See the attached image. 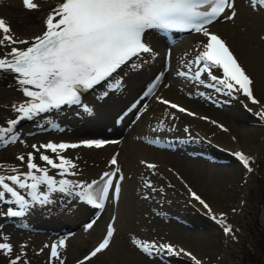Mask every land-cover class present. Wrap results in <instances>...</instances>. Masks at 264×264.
I'll return each mask as SVG.
<instances>
[{
    "label": "bare ground",
    "instance_id": "obj_1",
    "mask_svg": "<svg viewBox=\"0 0 264 264\" xmlns=\"http://www.w3.org/2000/svg\"><path fill=\"white\" fill-rule=\"evenodd\" d=\"M36 2L41 4L40 10H26L22 0H3L0 5V16L6 18L17 37L31 39L40 34L48 10L59 0ZM236 5L238 15L234 21L218 20L209 30L221 33L235 51L250 73L253 94L261 105H253L241 93L228 96L206 87L201 92L202 85L176 74L202 47V42H206L202 34L187 32L168 42L156 31H149L145 38L160 55L138 71L126 69L124 87L120 91L104 99L97 98L101 89L87 93L83 99L93 108L92 114L76 106L41 114L37 119L21 121L18 125L24 143L0 146V164L6 166L0 169V174H10L7 166H19L21 162L17 156L34 151L33 144L65 138L78 143L91 138L93 132L118 130L120 133L116 143H107L101 148L81 146L63 153L79 165L80 175L68 178L88 181L109 168L108 162L118 154L117 161L125 176L119 200L107 204L99 217L93 219L96 223L91 229L85 227L93 221L87 216L90 213L86 203L63 197V194H54L56 203L37 206L20 219L32 225V229L0 216V225H3L0 232L10 237L16 254L19 246L26 243V260L31 264H48L45 245H50L68 227L71 233L60 253L66 257L65 264H72L81 260L88 248L94 247L115 216L116 232L110 247L86 264H161L159 258H150L133 245V237L171 242L192 252L204 264H264V121L254 115L264 106V14L253 12L249 0H236ZM144 59L150 58L145 56ZM161 71L164 76L158 88L144 101L138 95L142 83L149 82ZM157 97L183 106L196 115L172 109L160 103ZM22 98L12 75H0V123L14 115L10 107L5 106ZM226 100L230 102L224 103ZM245 105L253 112L247 111ZM126 107L131 111L121 117ZM166 113H175L177 118L166 117ZM161 120L164 121L162 130L153 131ZM213 120L217 124L211 123ZM48 122L58 127L38 130ZM221 124L228 131L218 126ZM30 129H34V133L30 134ZM195 145L204 148L209 157L195 154ZM232 148L255 157L251 164L253 172L248 173L241 162L229 154ZM36 157L39 160V153ZM141 161L155 163L156 174ZM21 170L26 171V168ZM50 174H56V170ZM146 179L152 180L157 187L163 186L164 194L155 193L144 199L143 194L150 192L144 188ZM169 183L175 187H169ZM185 184L196 189L212 208V214H227V223L239 229L238 240H232L224 234L220 224L212 222L207 210L188 194ZM61 199L66 202L62 204ZM0 207L5 209L6 206ZM233 208L237 211L233 212ZM41 248L44 249L42 253ZM8 259L0 253V264H8ZM55 264H59V260ZM163 264L194 262L181 255L164 259Z\"/></svg>",
    "mask_w": 264,
    "mask_h": 264
},
{
    "label": "snow or ice",
    "instance_id": "obj_2",
    "mask_svg": "<svg viewBox=\"0 0 264 264\" xmlns=\"http://www.w3.org/2000/svg\"><path fill=\"white\" fill-rule=\"evenodd\" d=\"M249 2L253 12L264 14V0ZM2 4L3 0H0V5ZM22 4L26 10L41 9V4L36 0H22ZM237 15L236 0H59L48 10L41 34L31 39L17 37L6 18L0 16V75H12L23 97L19 102L5 106L10 107L14 115L0 123V146L24 143L18 125L21 121L33 120L41 114L61 110L64 106H76L92 114L93 108L84 101V94L101 89L97 98L104 99L110 93L120 91L124 87L126 69L138 71L160 55L145 38L146 33L151 30L202 34L206 42H202L194 59L184 63L176 74L199 85H206L217 93L228 96L241 93L253 105H261V101L253 94V80L237 56L219 34L209 30L214 22L234 21ZM170 55L169 52V58ZM145 56L150 59H144ZM168 67L166 59L165 71ZM213 69L221 70L222 76L213 74ZM205 74L206 78H202ZM163 76L164 71H161L144 93L145 96L153 92ZM157 100L181 113L196 115L162 97H157ZM245 107L247 111L253 112L252 108L247 105ZM169 115L173 119L177 118L175 113H166V117ZM254 115L264 121V106L255 111ZM163 123L161 120L153 131L162 130ZM211 123L217 124V121L213 120ZM218 126L228 131L222 124ZM53 127L58 125L53 124ZM107 143L116 142L83 140L78 143L49 141L40 145L33 144L31 147L34 151L28 152L26 156H17V160L21 162L19 166H7L11 174H0V206L7 205L6 210L0 207V216L24 218L37 206L56 203L54 194H63V197L78 200L101 211L109 201L110 193L111 199L118 201L122 190L121 182L125 179L117 161L118 154L108 162L115 167L102 172L98 179L91 181L69 179V176L80 175L79 165L71 157L63 155L68 149L81 146L101 148ZM49 151L54 155L47 154ZM37 153L39 160L44 162L43 165L36 162ZM233 155L248 173L253 172L251 164L255 157L243 151H236ZM141 163L156 174L155 163ZM5 167L0 164V169ZM22 168H26V171H22ZM52 170H56V174H50ZM177 179L183 183L178 175ZM169 187L175 186L169 183ZM185 187L188 194L207 210L206 214L222 226L224 234L234 241L238 240L236 233L239 229H234L232 224L227 223V214L221 213L219 217L212 214L210 205L187 184ZM144 188L150 189V192L143 194L146 200L152 194L165 192L163 186H155L150 179L144 181ZM65 202L61 199L62 204ZM232 211L236 212L237 209L233 208ZM115 220L116 217L113 216L101 242L83 259L78 260L77 264H86L110 247L116 232ZM95 223L96 220L91 221L85 226L86 229H91ZM2 228L3 225H0V229ZM131 243L148 257L159 258L161 264L164 259L181 255L190 258L194 264H204L192 252L171 242L133 237ZM45 247L49 249L48 264H55L56 260H59V264H65L66 257L59 251L66 247L64 239ZM26 248V243L20 245L19 253L16 254L10 237L0 232V253L9 258L8 264H31L25 259ZM39 251L42 253L44 249Z\"/></svg>",
    "mask_w": 264,
    "mask_h": 264
},
{
    "label": "rangeland",
    "instance_id": "obj_3",
    "mask_svg": "<svg viewBox=\"0 0 264 264\" xmlns=\"http://www.w3.org/2000/svg\"><path fill=\"white\" fill-rule=\"evenodd\" d=\"M220 241V240H219Z\"/></svg>",
    "mask_w": 264,
    "mask_h": 264
}]
</instances>
